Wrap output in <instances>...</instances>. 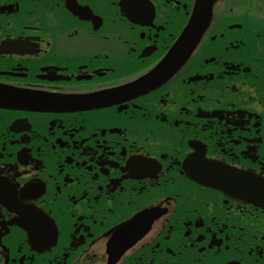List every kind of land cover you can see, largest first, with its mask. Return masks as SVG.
Returning a JSON list of instances; mask_svg holds the SVG:
<instances>
[{"label": "flooded vegetation", "instance_id": "af4514ba", "mask_svg": "<svg viewBox=\"0 0 264 264\" xmlns=\"http://www.w3.org/2000/svg\"><path fill=\"white\" fill-rule=\"evenodd\" d=\"M188 3L0 0V264H264V0L169 77Z\"/></svg>", "mask_w": 264, "mask_h": 264}, {"label": "water", "instance_id": "95a60500", "mask_svg": "<svg viewBox=\"0 0 264 264\" xmlns=\"http://www.w3.org/2000/svg\"><path fill=\"white\" fill-rule=\"evenodd\" d=\"M211 2V0H196L189 23L180 35L175 49L172 51V54L177 56L178 60H183L204 30L209 21ZM208 164L212 165V178L204 182L221 188L222 185L220 183L224 182L225 167L211 160H209Z\"/></svg>", "mask_w": 264, "mask_h": 264}]
</instances>
